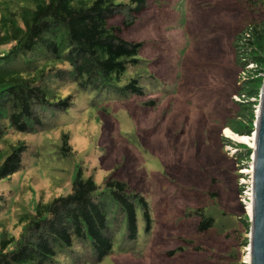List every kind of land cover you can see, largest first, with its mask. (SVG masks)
I'll list each match as a JSON object with an SVG mask.
<instances>
[{"label":"trees","instance_id":"16d2710c","mask_svg":"<svg viewBox=\"0 0 264 264\" xmlns=\"http://www.w3.org/2000/svg\"><path fill=\"white\" fill-rule=\"evenodd\" d=\"M235 4L242 11L233 45L241 68L264 50V0ZM146 7L147 0H0V264H93L121 246L125 233L134 240L139 213L149 230L141 192L113 171L97 183L76 148L87 136L69 127L85 107L94 110L93 119L108 113V102L144 99L155 90L158 78L143 42L121 33ZM255 91L244 88L249 98ZM237 104L223 128L249 135L252 113L242 122ZM39 171L44 179L36 189L27 182L40 185V179L23 176ZM209 195L211 209L217 194ZM198 214L197 238L227 241L214 264H241L242 221L224 212L216 221Z\"/></svg>","mask_w":264,"mask_h":264},{"label":"rangeland","instance_id":"374dc122","mask_svg":"<svg viewBox=\"0 0 264 264\" xmlns=\"http://www.w3.org/2000/svg\"><path fill=\"white\" fill-rule=\"evenodd\" d=\"M241 13L235 0H147L140 19L123 28L122 36L142 41L144 53L152 59L158 78L155 90L144 99L108 102V113L93 119L89 117L95 116L94 110L85 107L69 127L79 138L87 136L76 148L94 170L96 182L113 171L135 187L148 203L150 223L145 231L139 213L134 240L125 233L121 246L93 264H214L227 241L201 240L193 234L200 211L215 221L223 212L242 221L239 259L248 264L251 223L245 207L254 150L223 126L241 102L240 119L249 122L252 113L249 135L254 134L264 50L256 49L255 63L238 65L233 45ZM111 21L118 22L119 17ZM248 85L256 86L250 98L244 93ZM149 99L153 105L146 102ZM26 174L23 179L30 182L40 179V185L28 184L41 186L43 171L35 178ZM210 193L217 194L211 209L205 206ZM191 209L199 211L190 213ZM9 231L13 233L10 227ZM66 264L92 263L86 259Z\"/></svg>","mask_w":264,"mask_h":264},{"label":"water","instance_id":"95a60500","mask_svg":"<svg viewBox=\"0 0 264 264\" xmlns=\"http://www.w3.org/2000/svg\"><path fill=\"white\" fill-rule=\"evenodd\" d=\"M253 152L252 215L250 217V264H264V82L255 122Z\"/></svg>","mask_w":264,"mask_h":264},{"label":"bare ground","instance_id":"6f19581e","mask_svg":"<svg viewBox=\"0 0 264 264\" xmlns=\"http://www.w3.org/2000/svg\"><path fill=\"white\" fill-rule=\"evenodd\" d=\"M235 138L238 142H241L243 144H247L249 147H251L253 150H255V143H256V133L254 132L253 135H242V134H237L235 135ZM253 172V166L252 169L249 170V172ZM246 195L248 196L247 198V206L245 207L247 210V213L249 215V217H251L252 215V186L250 188V191L246 192ZM248 254L246 256V262H248V264H250V252H249V247H248ZM245 261V260H244Z\"/></svg>","mask_w":264,"mask_h":264}]
</instances>
